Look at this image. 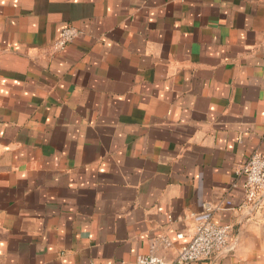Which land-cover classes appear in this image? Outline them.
<instances>
[{
    "label": "crops",
    "instance_id": "obj_1",
    "mask_svg": "<svg viewBox=\"0 0 264 264\" xmlns=\"http://www.w3.org/2000/svg\"><path fill=\"white\" fill-rule=\"evenodd\" d=\"M262 152L264 0H0V264H175L205 204L191 264H264Z\"/></svg>",
    "mask_w": 264,
    "mask_h": 264
},
{
    "label": "built area",
    "instance_id": "obj_2",
    "mask_svg": "<svg viewBox=\"0 0 264 264\" xmlns=\"http://www.w3.org/2000/svg\"><path fill=\"white\" fill-rule=\"evenodd\" d=\"M79 29L69 26L62 30L54 40L52 48L55 52H63L75 39L80 36ZM244 178L243 200L240 208L250 207L260 195L264 193V152L255 153L239 169ZM233 205L227 200L218 206L221 210L229 209ZM215 207L203 205L195 234L190 242L181 246L175 264H191L212 259L228 251L231 246L233 227L226 223H217L212 218ZM183 235L179 234L181 238ZM168 241H165L166 244ZM139 264H166V261L154 254L139 257Z\"/></svg>",
    "mask_w": 264,
    "mask_h": 264
}]
</instances>
